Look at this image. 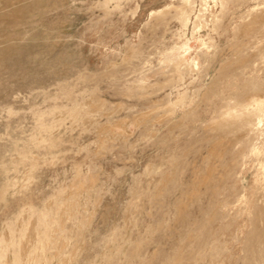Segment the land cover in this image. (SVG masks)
Wrapping results in <instances>:
<instances>
[{
    "label": "rangeland",
    "instance_id": "obj_1",
    "mask_svg": "<svg viewBox=\"0 0 264 264\" xmlns=\"http://www.w3.org/2000/svg\"><path fill=\"white\" fill-rule=\"evenodd\" d=\"M0 264H264V0H0Z\"/></svg>",
    "mask_w": 264,
    "mask_h": 264
},
{
    "label": "bare ground",
    "instance_id": "obj_2",
    "mask_svg": "<svg viewBox=\"0 0 264 264\" xmlns=\"http://www.w3.org/2000/svg\"><path fill=\"white\" fill-rule=\"evenodd\" d=\"M261 98V97H260Z\"/></svg>",
    "mask_w": 264,
    "mask_h": 264
}]
</instances>
